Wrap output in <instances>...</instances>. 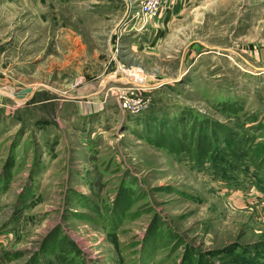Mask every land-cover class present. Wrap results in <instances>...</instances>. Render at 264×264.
Segmentation results:
<instances>
[{
	"label": "rangeland",
	"instance_id": "rangeland-1",
	"mask_svg": "<svg viewBox=\"0 0 264 264\" xmlns=\"http://www.w3.org/2000/svg\"><path fill=\"white\" fill-rule=\"evenodd\" d=\"M142 1L0 0V264H264V0Z\"/></svg>",
	"mask_w": 264,
	"mask_h": 264
},
{
	"label": "built area",
	"instance_id": "built-area-1",
	"mask_svg": "<svg viewBox=\"0 0 264 264\" xmlns=\"http://www.w3.org/2000/svg\"><path fill=\"white\" fill-rule=\"evenodd\" d=\"M165 8V0H143L140 4V8L138 10V16H140L141 21L143 23L148 20H152L158 18ZM138 103L133 102L130 99H126L122 103V107L125 110H129L132 112H138Z\"/></svg>",
	"mask_w": 264,
	"mask_h": 264
},
{
	"label": "crops",
	"instance_id": "crops-1",
	"mask_svg": "<svg viewBox=\"0 0 264 264\" xmlns=\"http://www.w3.org/2000/svg\"><path fill=\"white\" fill-rule=\"evenodd\" d=\"M181 6H184V4H183V2L181 3L180 0H174V1L165 0V9L166 8H168V9H171V8L172 9H179ZM129 7H132V6H129Z\"/></svg>",
	"mask_w": 264,
	"mask_h": 264
}]
</instances>
